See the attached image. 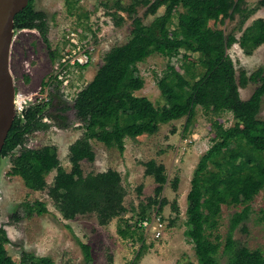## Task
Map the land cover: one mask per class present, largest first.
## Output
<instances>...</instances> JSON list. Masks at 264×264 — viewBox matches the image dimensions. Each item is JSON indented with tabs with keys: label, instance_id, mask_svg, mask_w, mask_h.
<instances>
[{
	"label": "trees",
	"instance_id": "16d2710c",
	"mask_svg": "<svg viewBox=\"0 0 264 264\" xmlns=\"http://www.w3.org/2000/svg\"><path fill=\"white\" fill-rule=\"evenodd\" d=\"M78 2L71 4L69 12L74 13ZM115 6L117 10L128 12L133 28L128 41L105 54L95 77L79 91L76 105L81 113L87 114L86 126L84 133L69 146L70 170L62 165L56 145L26 146L29 134L49 129L46 117L58 122L68 121L70 105L58 83L49 101L32 105L22 116H16L0 155V159L11 156L9 175L20 176L31 190H47L64 219L95 214L100 225H108L126 213L127 191L121 173L114 168L84 173L82 161H94L96 157L92 140L115 147L123 154L127 138L156 134L161 125L183 117L191 124L197 108L201 107L211 116L215 136L213 144L200 157L187 194L184 234L194 246L196 261L183 264H222L218 259L222 247L220 237L213 240L210 236L223 204L244 205L230 221L223 249L228 264H264L261 250L241 245L233 236L236 228L249 218L251 202L264 192V118L260 116L264 104V66L250 75L245 69L238 72L228 52L238 43L243 52L250 55L264 44V18H256L246 25L251 15L264 6V0L255 7H248L246 0H133L128 6L119 1ZM139 6L146 7V16L155 15L151 22L145 23L138 16ZM161 7L166 8L165 12L157 15ZM109 14L116 25L124 21L117 11ZM237 17L239 37L234 32L226 34L223 29L210 26L212 20ZM22 29H36L45 42L49 41L47 14L36 9L34 0H29L15 16V31ZM181 51L197 53L198 60L197 63L184 61L180 71L171 60ZM155 53L169 58L158 78L165 100L163 106L136 94L145 86L139 63ZM56 58L58 52L54 50L52 59ZM87 67L84 65L82 69ZM250 81L258 84L251 96L243 99L240 88ZM223 112L233 113L234 125L225 127L212 118ZM144 167L145 175L152 176L157 186L154 196L149 197L146 204L140 203L141 219L149 216L150 207L158 206L161 212L169 203L162 197L168 182L165 165L151 159L144 162ZM53 171L56 173L49 184L47 177ZM178 182L179 177H175L176 189ZM141 189L139 187L140 192ZM171 206L178 215V202L173 201ZM124 223L126 233L134 236L128 221ZM9 242L7 230L0 226V264H55L51 257L29 251H24L17 262L6 248ZM79 243L85 264H92L91 245ZM147 248L143 243L132 264H138ZM107 264H113L112 256Z\"/></svg>",
	"mask_w": 264,
	"mask_h": 264
},
{
	"label": "rangeland",
	"instance_id": "374dc122",
	"mask_svg": "<svg viewBox=\"0 0 264 264\" xmlns=\"http://www.w3.org/2000/svg\"><path fill=\"white\" fill-rule=\"evenodd\" d=\"M76 0H34L36 9L47 14L49 23V41L45 42L36 29L15 31L11 52L10 71L14 78L16 93L29 95L39 92L42 95L51 93L56 84L45 85L56 71L67 69V78L71 79L67 86H60L61 92L70 105L68 121L58 122L50 117L45 121L49 129L39 130L27 137L26 146L38 148L44 145H56L62 165L70 170L69 146L85 131L86 113H81L76 105L79 91L89 83L104 62L105 54L114 46L128 41L133 28L132 18L128 12L117 10L121 5L128 6L133 0H79L74 13L69 12L71 4ZM260 0H246L248 7L257 6ZM165 7L158 10L157 15L165 12ZM146 7H138V16L145 23L151 22L155 15H145ZM117 11L124 17L121 25H116L110 12ZM264 18V6H261L248 19L246 25L256 18ZM239 18L224 21H210V26L223 29L226 34L234 32L239 37ZM80 50L73 53V49ZM58 52V58L52 59V51ZM84 51L90 54L87 68L71 69L70 54L79 56ZM235 67L239 72L245 69L248 75L264 66V44L252 54L243 52L238 43L229 50ZM64 59L68 63H64ZM197 63L198 54L181 51L171 62L182 70L184 61ZM169 58L158 53L152 54L144 62L139 63L145 86L136 91L137 95L147 96L157 106H163L165 100L158 86V78L163 74ZM257 82L250 81L240 88L243 99L251 96ZM71 85V86H70ZM264 118V104L260 115ZM209 115L201 107L191 124L187 118L172 121L160 126L153 135L143 134L136 139H126L123 154L115 147H107L103 142L92 140L96 153L94 161H82L85 174L105 171L109 168L118 170L123 177L126 188V213L122 218L113 219L108 225H100L95 214L80 215L75 219H64L57 210L47 190L34 191L27 188L20 176H11V156L0 159V226L9 235L6 245L9 254L15 261H20L24 251L36 255L49 256L55 264H85L83 250L79 241L92 247V264H107L110 256L113 264H132L143 243L148 248L138 264H183L196 261L194 246L186 238L187 194L191 188L193 172L200 157L213 144L214 125ZM214 120L229 127L235 124L231 112H223L212 116ZM175 130V131H174ZM19 148L15 153H18ZM155 159L166 167L168 182L162 197L168 199L161 212L158 206L149 208L147 215L160 218L163 231L161 238H154L151 231L133 228L131 220L139 217L140 203L146 204L148 198L154 196L157 183L152 176L145 175L144 162ZM55 171L48 177L52 184ZM179 177L177 189L173 182ZM139 187H142L141 192ZM177 201L180 213L177 215L171 204ZM249 218L233 232L234 239L250 249H259L264 254V192L261 191L250 204ZM244 205H222L221 214L217 217V226L212 231L211 239L220 237L222 247L218 259L228 264V256L223 253L230 221L233 214L241 211ZM177 217V218H176ZM175 219V223L172 221ZM131 225L134 236L128 235L124 221ZM126 235V236H125Z\"/></svg>",
	"mask_w": 264,
	"mask_h": 264
},
{
	"label": "water",
	"instance_id": "95a60500",
	"mask_svg": "<svg viewBox=\"0 0 264 264\" xmlns=\"http://www.w3.org/2000/svg\"><path fill=\"white\" fill-rule=\"evenodd\" d=\"M29 0H0V155L17 116L16 89L10 71V52L15 33V16Z\"/></svg>",
	"mask_w": 264,
	"mask_h": 264
},
{
	"label": "built area",
	"instance_id": "2783aa9c",
	"mask_svg": "<svg viewBox=\"0 0 264 264\" xmlns=\"http://www.w3.org/2000/svg\"><path fill=\"white\" fill-rule=\"evenodd\" d=\"M77 50H80V46L77 48L75 47L73 49V53H76ZM72 56V59L69 61L71 63V69H74L76 67L82 68L84 65H88L90 62V54L87 51H84L79 56H74V54H70ZM64 63H68V60L66 61L64 59ZM67 69L63 71H56L54 75H52V79L49 81V84L55 83L60 84V86H67V84L70 82L71 79L67 78ZM61 82V83H60ZM48 84V85H49ZM71 86V85H70ZM64 89L62 90V92ZM50 97L48 96V93L45 95L40 94L39 92H35L29 95H25L23 93H16L15 94V107H16V113L17 116H22L24 111L29 108L32 105L39 104L42 102L49 101ZM155 216H147L145 218H135L134 220H131L133 224V228L145 230L146 232L151 231L154 238H161L163 236V231L160 229V218H157V222L154 221Z\"/></svg>",
	"mask_w": 264,
	"mask_h": 264
}]
</instances>
